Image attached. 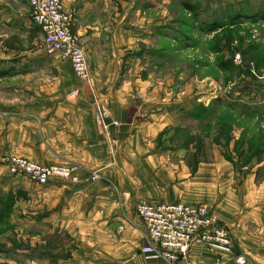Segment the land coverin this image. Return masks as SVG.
<instances>
[{
	"label": "crops",
	"instance_id": "0c3cea01",
	"mask_svg": "<svg viewBox=\"0 0 264 264\" xmlns=\"http://www.w3.org/2000/svg\"><path fill=\"white\" fill-rule=\"evenodd\" d=\"M63 2L88 50L92 83L60 54L11 45L25 42L38 26L28 0H0V194L21 190L26 198L16 203L18 220L31 223L34 213L35 227L70 237L49 258L27 262L168 264L140 251L146 238L136 205L147 200L205 204L231 229L233 255L198 246L190 264H229L240 254L264 264V180L256 181L264 164H248L250 170L239 172L214 140L200 148L177 144L172 126L196 109L197 98L172 96L176 79L149 67L153 60L139 42L152 35L150 20L137 15L153 2ZM12 153L74 164L80 181L38 183L9 174L3 157Z\"/></svg>",
	"mask_w": 264,
	"mask_h": 264
},
{
	"label": "rangeland",
	"instance_id": "374dc122",
	"mask_svg": "<svg viewBox=\"0 0 264 264\" xmlns=\"http://www.w3.org/2000/svg\"><path fill=\"white\" fill-rule=\"evenodd\" d=\"M151 1L153 4L143 5L137 15L150 20L148 27L152 35L146 42H139L141 49H146L151 55L150 69H155L161 76L175 78L172 96L186 93V96L197 98L196 108L200 113L202 107H208L217 98L232 106L230 111L213 105L202 121H194L188 111L178 118L176 126H172L177 130V144L188 146L194 143L197 148L203 145V141L212 144L220 122L225 132L231 126L232 147L226 146L225 139L220 145L235 160L237 171L250 170L246 167L248 164H264V18L261 15L264 0ZM184 2L191 3L195 12L187 10ZM42 37V32L36 27L25 42L14 41L11 45L19 43V47L43 49ZM79 43L85 48L80 38ZM243 111L247 114L242 115ZM254 115L261 118L251 117ZM99 123L101 126L105 124L100 115ZM206 134L211 135L206 137ZM219 135L222 136L223 132ZM200 137L203 138L202 143H198ZM256 137L260 138L259 141L253 142ZM10 156H20L43 167L73 166L76 167V174L79 171L74 164L41 162L19 153L3 157L6 167ZM256 172V181L260 183L264 180V167L257 168ZM10 192L0 196L7 198ZM21 197L26 198L23 194ZM16 203L0 206V212L5 215L0 220V264H33L27 261L35 257L49 258L60 242H70L69 235L35 227L37 219L32 217L37 216L34 213L31 214V223L18 220Z\"/></svg>",
	"mask_w": 264,
	"mask_h": 264
},
{
	"label": "built area",
	"instance_id": "2783aa9c",
	"mask_svg": "<svg viewBox=\"0 0 264 264\" xmlns=\"http://www.w3.org/2000/svg\"><path fill=\"white\" fill-rule=\"evenodd\" d=\"M28 4L31 18L43 34L44 50L49 55L60 54L62 58L70 60L76 74L83 81L92 83L88 53L73 31L74 13L65 10L63 0H28ZM114 124L119 125V122L114 121ZM7 161L10 174H25L36 182H44L51 177L80 181L73 166L43 167L20 156H10ZM136 212L145 228L146 244L140 251L148 260L190 264L191 255L198 246L218 254L233 255L235 252L231 229L211 214L205 204H155L140 200ZM230 262L255 264L244 254L236 255Z\"/></svg>",
	"mask_w": 264,
	"mask_h": 264
},
{
	"label": "trees",
	"instance_id": "16d2710c",
	"mask_svg": "<svg viewBox=\"0 0 264 264\" xmlns=\"http://www.w3.org/2000/svg\"><path fill=\"white\" fill-rule=\"evenodd\" d=\"M183 5H184V7L187 9V10H189V11H191V12H195V9H194V7H193V5L191 4V3H188V2H184L183 3ZM263 17L262 18H264V11L262 12V14H261ZM219 105V106H221V107H223L224 109H226V110H232V106H229V105H225V103L222 101V99L221 98H217V99H215V100H212L211 101V103L209 104V106L208 107H202V111H201V113L200 112H198V109L196 108L194 111H192L190 114L192 115V116H195L198 120H200V121H202L203 119H205L206 118V116H208L209 115V113H210V109H211V107L213 106V105ZM236 106H238V104H235ZM234 105V106H235ZM236 106H235V108H236ZM259 108V107H258ZM260 109V108H259ZM259 109H257V111H259ZM248 110V109H247ZM242 115H245V114H247V111H243L242 113H241ZM260 116L261 117H263V114H260ZM251 117H254V118H261V117H257V116H251ZM225 127H228V126H225ZM233 127V126H232ZM224 126H223V124L222 123H220L219 122V126H218V129H217V134H216V139H214V141L216 142V143H218V144H222V142H223V139H225L226 140V146L229 148V146H230V142H231V139H232V135H231V132H232V130H231V126H229V128H228V132L226 131H224ZM221 132H223V135L221 136V135H219ZM225 133V134H224ZM206 135H211V134H206ZM230 135V136H229ZM259 137L257 138H255L254 140H253V142H256V141H259ZM198 140V143H202V140H203V138H198L197 139ZM262 145L264 146V142H262ZM253 148H255L254 146H253ZM225 155V157L229 160V161H231L235 166H236V162H235V160L233 159V158H231L227 153H225L224 154ZM22 196V192H21V190H17V192H10L9 194H8V196H7V198H4V195H1L0 196V206H2V204L4 205V206H6V205H8V206H13L15 203H16V201L20 198ZM5 217V215H4V212H0V220H2L3 218Z\"/></svg>",
	"mask_w": 264,
	"mask_h": 264
}]
</instances>
